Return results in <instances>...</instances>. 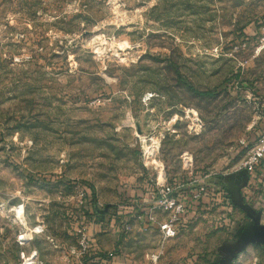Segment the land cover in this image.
<instances>
[{
  "label": "rangeland",
  "instance_id": "obj_1",
  "mask_svg": "<svg viewBox=\"0 0 264 264\" xmlns=\"http://www.w3.org/2000/svg\"><path fill=\"white\" fill-rule=\"evenodd\" d=\"M263 127L264 0H0V264L37 227L36 264H148L158 227L121 228L149 183L233 189ZM231 204L185 218L160 264L225 262L251 225ZM232 264H264V245Z\"/></svg>",
  "mask_w": 264,
  "mask_h": 264
},
{
  "label": "built area",
  "instance_id": "obj_2",
  "mask_svg": "<svg viewBox=\"0 0 264 264\" xmlns=\"http://www.w3.org/2000/svg\"><path fill=\"white\" fill-rule=\"evenodd\" d=\"M243 171L249 175V182L242 190L245 202L254 209L257 207L264 209V132L255 140L245 159L235 169V173ZM195 183L198 184L196 187H176V185H168L165 177L162 182L158 177L156 182L152 183L155 188V197L151 201L152 207L136 210L129 217L130 220L123 223L121 229L125 234L132 230L131 222L139 223L144 231H148L155 225L158 227L163 245L162 251L152 255L148 264H160L164 245L178 236L179 226L193 213L191 203H200L208 194V185L204 182ZM214 186L222 188V186ZM158 215L162 217V220H159ZM82 225L83 227L78 230L80 255L90 259L93 255L92 251L95 250L87 225L84 223ZM44 232L43 228L37 227L24 233L21 232L15 237L14 244L22 250L18 255V264H36L37 253L29 254L24 249L27 244L33 242L35 236H40ZM100 260L99 257L98 261Z\"/></svg>",
  "mask_w": 264,
  "mask_h": 264
},
{
  "label": "water",
  "instance_id": "obj_3",
  "mask_svg": "<svg viewBox=\"0 0 264 264\" xmlns=\"http://www.w3.org/2000/svg\"><path fill=\"white\" fill-rule=\"evenodd\" d=\"M235 176L240 183H238L235 188L230 190L226 189V191L233 204L239 207L251 220V225L247 231L239 234L238 240L229 241L223 245L221 252L226 256V259L225 262L221 264H232L234 258L245 251L250 245H264V225H262L263 211H256L250 205H246L244 203V198L241 195L243 188H245L249 182V175L246 171H243L241 173H236ZM108 210L109 206L104 207L103 210H96L101 222L104 221Z\"/></svg>",
  "mask_w": 264,
  "mask_h": 264
},
{
  "label": "trees",
  "instance_id": "obj_4",
  "mask_svg": "<svg viewBox=\"0 0 264 264\" xmlns=\"http://www.w3.org/2000/svg\"><path fill=\"white\" fill-rule=\"evenodd\" d=\"M205 95L208 96V95H210V93H207ZM262 132H264V127L261 130L260 134ZM149 191L152 192V194H154V192H155V188H154L152 183H149ZM191 204H192L193 213L190 214L188 217H194L200 210H202L206 207L208 208L211 205H213L215 207H219V206L232 207L229 195L226 193V191L223 188H219V187L214 186V185L208 186V194L204 197V199L200 203H191ZM93 214L95 215V213H93ZM130 216H131V214L127 215L126 217L129 218ZM96 252L97 251H92V253H93L92 256H95V257L100 256V253H96ZM95 257H91V258L95 259ZM91 258H90V260H91ZM98 259L99 258H97L96 261H98Z\"/></svg>",
  "mask_w": 264,
  "mask_h": 264
},
{
  "label": "bare ground",
  "instance_id": "obj_5",
  "mask_svg": "<svg viewBox=\"0 0 264 264\" xmlns=\"http://www.w3.org/2000/svg\"><path fill=\"white\" fill-rule=\"evenodd\" d=\"M152 151V150H151ZM149 152V151H148ZM147 152V153H148ZM154 152V151H153ZM151 153V152H150ZM150 156H152L153 155V153L152 154H149ZM162 176V175H161ZM164 179H161L160 178V181L162 182ZM15 212L17 213L16 215L18 216V219H20V221L21 220H23V218H24V207H20V208H17V209H15ZM22 223V222H21ZM23 223H24V221H23ZM25 224V223H24ZM35 259V258H34ZM33 259V260H34Z\"/></svg>",
  "mask_w": 264,
  "mask_h": 264
},
{
  "label": "crops",
  "instance_id": "obj_6",
  "mask_svg": "<svg viewBox=\"0 0 264 264\" xmlns=\"http://www.w3.org/2000/svg\"><path fill=\"white\" fill-rule=\"evenodd\" d=\"M246 188V187H245ZM245 188H243V189H245ZM264 214V213H263ZM263 217V216H262ZM262 225H264L263 223H262ZM91 241H92V244H93V246H94V240L91 238Z\"/></svg>",
  "mask_w": 264,
  "mask_h": 264
}]
</instances>
